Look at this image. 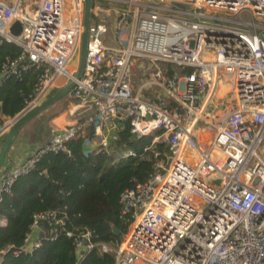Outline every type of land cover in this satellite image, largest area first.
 I'll list each match as a JSON object with an SVG mask.
<instances>
[{"label":"built area","instance_id":"built-area-1","mask_svg":"<svg viewBox=\"0 0 264 264\" xmlns=\"http://www.w3.org/2000/svg\"><path fill=\"white\" fill-rule=\"evenodd\" d=\"M94 1L108 11V0ZM110 1L124 4L114 26L125 36L106 46V23L92 21L83 74L67 94L73 121L0 174V203L42 155H70L67 143L79 137L110 153L128 124L151 137L143 151L153 174L120 193L130 223L116 243L65 231L77 259L95 249L114 264H264V0ZM83 12L84 0H0V43L21 48L0 66V84L42 69L19 114L75 79ZM135 61L149 67L137 88ZM14 120L0 126V140ZM118 152L112 162L136 155ZM47 219L64 224L55 211L39 212L30 232ZM29 236L28 251L40 244L26 247Z\"/></svg>","mask_w":264,"mask_h":264},{"label":"trees","instance_id":"trees-1","mask_svg":"<svg viewBox=\"0 0 264 264\" xmlns=\"http://www.w3.org/2000/svg\"><path fill=\"white\" fill-rule=\"evenodd\" d=\"M92 20L98 21L93 14ZM20 51L15 43H0V66L6 59L16 58ZM41 73V68L30 67L20 77L10 75L1 82L0 126L3 115L15 117L26 106ZM150 142V136L132 138L126 124L118 133L115 148L133 150L135 156L112 162L110 153L102 148L85 154L81 137L67 143L70 155L64 152L42 155L3 195L0 217L6 224L0 225V264H114L112 253H99L95 249L78 260L73 238L66 236L65 231H90L95 242L114 244L119 240L130 223L121 214L119 196L125 188L152 176V154L148 159L143 151ZM156 147L167 152L162 144ZM49 211H55L64 224L44 220L39 246L24 250L33 215ZM113 227L120 231L119 236L114 235Z\"/></svg>","mask_w":264,"mask_h":264},{"label":"rangeland","instance_id":"rangeland-1","mask_svg":"<svg viewBox=\"0 0 264 264\" xmlns=\"http://www.w3.org/2000/svg\"><path fill=\"white\" fill-rule=\"evenodd\" d=\"M112 1H114V0H112ZM94 4H95V1H94ZM97 5L100 6L102 4L99 2ZM122 5H124V4L118 3L116 1L114 3V2H111L110 0H108L105 3H103V7L108 9L107 12L106 11L99 12L96 8L93 7V15H95V17L97 18V20H98L97 22L106 23V32L104 34V42H105L106 46H111L115 43V40L119 36V34H118L119 32H120V35L122 37L125 36V33H126L125 29H123V31H120V30H117L114 26V22L117 19V17L119 16V13L121 12V9L120 10H118V9L121 8ZM33 7H34V5H32V6L30 5V8H33ZM80 53H81V39L79 41V55L76 56L75 59L72 61L71 68H75L77 65H79ZM148 70H149V67L145 61H143V62L135 61L134 62L131 71H132V82H133L135 88H137L141 84L142 78L140 76H142ZM68 103H69V99L66 100L63 97L59 101H57L55 104H53L52 107L50 106L51 107L50 110L48 109L49 110L48 117H47V115L46 116L44 115L45 116L44 123H42L39 126V131L42 133V135L44 137L48 138L50 131L52 129L61 128V126L64 123L69 124L73 121V119L67 115ZM54 119H57L56 122ZM5 137H6V135L2 136L1 140H4ZM93 146H95V142H93L90 145V148H93ZM113 152L118 153V151L115 148H112L111 157H112V159L113 158L116 159V156H115L116 154H114Z\"/></svg>","mask_w":264,"mask_h":264},{"label":"water","instance_id":"water-1","mask_svg":"<svg viewBox=\"0 0 264 264\" xmlns=\"http://www.w3.org/2000/svg\"><path fill=\"white\" fill-rule=\"evenodd\" d=\"M180 6L183 8H187V5L180 4ZM92 14H93V0H84L83 23H82V32H81V53H80L79 67L75 75V79L71 80L65 86L57 89L55 92H53L50 96H48L45 100H43L39 104L33 106L32 108L21 114H18L15 117L13 124L9 127V129L5 133L6 135L5 139L0 140V169L6 156L9 154L10 150L12 149V143L16 137L18 130L27 122H29L31 119H33L34 117L35 118L38 117L39 114L45 112L46 109H48L50 106L55 104L58 100H60L64 96H66L70 91V89H72L73 86L75 85V81L81 78L86 60L89 29L93 21ZM11 32L16 36L20 34L21 26L19 22L13 23L11 27ZM132 138H136V134H132ZM40 227H42V224H40ZM112 230L115 236H119L120 231L117 228L113 227Z\"/></svg>","mask_w":264,"mask_h":264},{"label":"crops","instance_id":"crops-1","mask_svg":"<svg viewBox=\"0 0 264 264\" xmlns=\"http://www.w3.org/2000/svg\"><path fill=\"white\" fill-rule=\"evenodd\" d=\"M65 85H66L65 84V80L64 79L60 80L59 86H58L57 89L65 86ZM68 97L69 96H67V95L64 96V98L66 100L69 99ZM51 107H49L48 109L50 110ZM48 109H46L45 112L39 114L38 117H36V118L34 117L35 119L34 118L31 119L22 128H20L18 130V132L16 134V137H15L13 143H12V149L10 150V152L8 154L9 157L6 156L4 162H3L2 166H1L0 171H3L5 169H10V167H12L14 165H17V164H22L27 159V157L32 154V152H33V150L35 148L40 147L47 140V137H44L42 135V133L39 131V126L42 123H44L45 116L47 115V117H48V113H49ZM8 118L9 117L3 115L2 116L3 123ZM54 120L56 122L57 119H54ZM67 124L68 123H64L61 127L66 126ZM92 133H93V129H92ZM4 135L5 134H3V136ZM97 140L98 139L95 138V141H97ZM92 149L93 150L97 149V146L95 145V146H93V148H90V146L89 147L83 146V150L84 151H91ZM113 153L117 155L116 152H113ZM118 153H120V152H118ZM111 154H112V151L110 152V155ZM0 223H1V225H5L6 224V220L1 218L0 219ZM41 231H42V227L40 229H38V230H34V231L30 232L29 240H28V243L26 244V247H30L33 242H35L36 240L39 239V235H40Z\"/></svg>","mask_w":264,"mask_h":264},{"label":"clouds","instance_id":"clouds-1","mask_svg":"<svg viewBox=\"0 0 264 264\" xmlns=\"http://www.w3.org/2000/svg\"><path fill=\"white\" fill-rule=\"evenodd\" d=\"M16 117V116H15Z\"/></svg>","mask_w":264,"mask_h":264}]
</instances>
